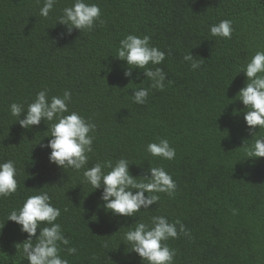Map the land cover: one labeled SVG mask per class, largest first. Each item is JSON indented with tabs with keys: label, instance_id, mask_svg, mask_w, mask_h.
<instances>
[{
	"label": "trees",
	"instance_id": "16d2710c",
	"mask_svg": "<svg viewBox=\"0 0 264 264\" xmlns=\"http://www.w3.org/2000/svg\"><path fill=\"white\" fill-rule=\"evenodd\" d=\"M45 2L0 0V165L14 162L18 183L13 196L0 197V264H28L22 249L29 237L8 216L45 193L61 213L55 223L69 241L60 245L67 264H147L124 236L139 223L151 227L157 216L180 220L191 234L166 242L176 252L173 264H264V158L245 160L242 147L264 140V130L250 135L237 97L247 84L241 70L264 52V0H82L99 7L105 23L71 35L57 23L76 0H56L48 19L40 16ZM225 20L232 38L212 37L210 28ZM128 35L148 36L165 54L160 65L148 66L165 73L164 91L152 89L139 69L124 76L127 63L115 57ZM189 53L202 60L198 70L184 61ZM141 89L149 91L142 106L133 102ZM45 90L49 102L70 92L64 115L75 112L96 125L93 151L79 172L50 163L51 149L40 147L51 139V124L22 129L10 113L12 104L22 105L23 119ZM160 140L175 150L174 160L147 152ZM121 159L133 178L163 168L177 186L174 198L158 194L157 204L132 218L107 212L103 186L93 189L83 173Z\"/></svg>",
	"mask_w": 264,
	"mask_h": 264
},
{
	"label": "clouds",
	"instance_id": "9594fccd",
	"mask_svg": "<svg viewBox=\"0 0 264 264\" xmlns=\"http://www.w3.org/2000/svg\"><path fill=\"white\" fill-rule=\"evenodd\" d=\"M55 2L56 0H46L40 16L48 19ZM97 22L101 26L105 23L101 20L99 7L89 6L82 0H76L73 7L63 10V15L57 24L66 26L67 35H71L73 29L80 33L91 32ZM232 32V22L228 20L221 21L210 28L212 37L222 39H231ZM115 58L126 61L127 70L124 72L126 78L132 76V70L139 69L151 81L152 89L165 90L166 75L163 70L159 67L152 70L148 66L150 64L160 65L166 56L157 48L150 46L148 36L138 38L128 35L120 42ZM184 61L190 62L194 71L202 67V60L197 62L190 53L184 56ZM241 72L246 75L247 84L240 90L237 97L247 109L244 120L248 128L253 130L250 135L254 137L255 129L264 130V52H257L247 64L246 69H242ZM148 95V89L134 91L133 102L142 106L146 103ZM70 102L71 93L68 91L64 92L62 98L52 97L49 102L47 90H45L39 92L35 101L28 106L23 119H20L25 113L22 105L12 104L10 113L17 118L22 129L27 130L33 126H39L42 121L51 124V139L47 145L40 144V147L51 149L50 163L65 172L67 169L79 172L88 163L87 154L93 151L94 136L90 133L96 131V125L86 121L75 112L65 116L64 113L68 112L67 105ZM54 120L58 122L52 123ZM242 147L245 149V160L264 158V140H255L251 147H248L245 141ZM147 152L154 158L167 161L174 160L176 155L167 140L149 144ZM105 168L111 171L105 174L103 171ZM149 171L150 178L148 175L133 178L129 173L128 161L121 159L115 163V166L111 161L97 163L90 170L84 171L83 176L93 189L97 190L103 186L101 199L105 202L104 207L107 212H111L114 216L132 218L142 209L148 210L152 205L157 204L160 200L158 194H166L170 199L174 198L177 186L171 176L163 168H150ZM16 175L14 162L9 161L0 165V197H11L17 192ZM50 205V197L46 193L31 196L23 204L19 213L12 211L8 216V221L21 226V231L27 233L29 237L23 242L22 249L28 264H67L66 260L60 258V245L67 246L69 241L62 235L61 226L55 223L61 213ZM236 214L237 212L233 210V215ZM42 224L50 227L41 229ZM38 228L40 232L37 237ZM180 235L191 238L190 232L185 229L180 220L169 223L164 217L157 216L151 218V227L145 223H139L135 230H130L125 234L124 239L128 245L132 246L131 252L138 254L147 264H173L176 252L171 250L166 242L169 239H179ZM33 238L36 239L33 240ZM104 247H107V244ZM17 251H19L18 247ZM76 251L75 248H67L69 256L75 255ZM92 259L95 260L97 257L93 256Z\"/></svg>",
	"mask_w": 264,
	"mask_h": 264
}]
</instances>
